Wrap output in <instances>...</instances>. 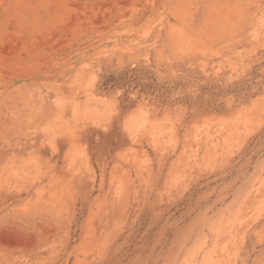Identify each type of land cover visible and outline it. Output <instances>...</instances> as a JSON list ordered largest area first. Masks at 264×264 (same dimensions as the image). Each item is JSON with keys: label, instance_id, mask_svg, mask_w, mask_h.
Listing matches in <instances>:
<instances>
[{"label": "rangeland", "instance_id": "obj_1", "mask_svg": "<svg viewBox=\"0 0 264 264\" xmlns=\"http://www.w3.org/2000/svg\"><path fill=\"white\" fill-rule=\"evenodd\" d=\"M0 264H264V0H0Z\"/></svg>", "mask_w": 264, "mask_h": 264}]
</instances>
